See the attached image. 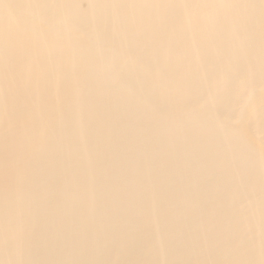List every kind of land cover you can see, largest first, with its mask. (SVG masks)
<instances>
[{
  "label": "bare ground",
  "instance_id": "6f19581e",
  "mask_svg": "<svg viewBox=\"0 0 264 264\" xmlns=\"http://www.w3.org/2000/svg\"><path fill=\"white\" fill-rule=\"evenodd\" d=\"M0 264H264V0H0Z\"/></svg>",
  "mask_w": 264,
  "mask_h": 264
}]
</instances>
